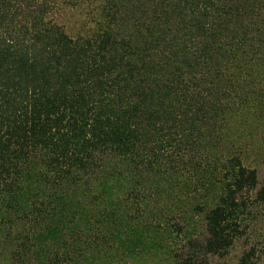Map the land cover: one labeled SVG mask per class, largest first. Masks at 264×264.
<instances>
[{
    "label": "trees",
    "instance_id": "16d2710c",
    "mask_svg": "<svg viewBox=\"0 0 264 264\" xmlns=\"http://www.w3.org/2000/svg\"><path fill=\"white\" fill-rule=\"evenodd\" d=\"M58 1L0 0V215L32 223L43 250L69 232L65 262L43 264H82L101 230L170 264L227 256L258 201L227 118L264 126V0H96L73 36ZM152 199L171 201L153 229L179 236L169 215L183 209L203 231L160 245L140 222Z\"/></svg>",
    "mask_w": 264,
    "mask_h": 264
},
{
    "label": "rangeland",
    "instance_id": "374dc122",
    "mask_svg": "<svg viewBox=\"0 0 264 264\" xmlns=\"http://www.w3.org/2000/svg\"><path fill=\"white\" fill-rule=\"evenodd\" d=\"M59 5L61 10H59L57 15L58 23L65 29L67 34L73 36L77 34L78 30L82 28L85 23H88L92 18V13L97 10L96 0H59ZM76 2H81L79 7H73L72 5ZM92 26V25H91ZM229 144L232 145V149L236 152V149L242 147L241 158L244 166L250 169H254L257 172L258 186L252 195L254 199L258 201L253 202L252 212L250 216L247 217V227L245 228V234L235 242L234 246L229 250L227 256L222 258H212L210 264H238L241 256L249 250V248L254 247L256 249V263L264 264V202H259L258 191L264 187V126L261 129H256L251 131L254 123L246 119V116H229ZM249 132H251V139H249ZM238 144V145H237ZM162 199L158 201L152 199L150 206H153V211L145 214L144 218H140L141 224L144 221L147 222L148 226L152 224L151 232H158L157 239L159 244L164 247H170V250L175 251L184 245L187 236L190 235L191 230L195 229V234H200L203 231L202 220L198 217L194 229L185 227L183 225V219L188 216L185 210L179 209L171 213L172 223L183 227V232L179 235H166V228L153 229L157 224V215L163 211L167 205L170 204V200ZM0 212L1 211L0 209ZM143 219H145L143 221ZM152 221V222H151ZM175 222V223H174ZM26 219H18L15 217L9 218L8 216L2 217L0 215V264H43L46 259L58 253L62 256L65 262L64 253L62 250L63 243L70 242L71 238L68 231H64L62 234L60 242H54L55 244L50 248V251L40 249L34 243L33 236L35 234L29 231L31 228ZM25 226V229H24ZM33 227L36 230V225ZM170 227V226H169ZM24 229V230H23ZM163 229V230H162ZM171 229V228H170ZM178 228L176 227V230ZM171 231V230H170ZM111 231L101 230L95 232L97 236L101 237L98 243L97 249L99 252L94 250H88L85 254L84 261L82 264H170L167 263V255L163 250L157 249L152 250L149 253H144L138 251L135 254H128L123 245L121 247L117 239H112ZM113 232V231H112ZM148 232V231H147ZM197 232V233H196ZM121 235V238L125 237ZM129 235V234H128ZM150 233H146L144 230L143 237L145 238L147 247L151 246L149 240H151ZM92 237L84 239L87 244L91 245ZM97 240V237H96ZM59 246L55 251L54 247ZM169 245V246H168ZM171 245V246H170ZM94 246V245H93ZM144 250H148L149 248ZM60 248V249H59ZM96 248V247H95ZM153 248V247H152ZM94 249V247H92ZM40 250V251H38Z\"/></svg>",
    "mask_w": 264,
    "mask_h": 264
}]
</instances>
